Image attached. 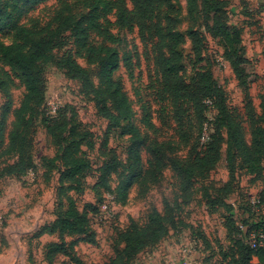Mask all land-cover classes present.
Instances as JSON below:
<instances>
[{
	"label": "rangeland",
	"instance_id": "obj_1",
	"mask_svg": "<svg viewBox=\"0 0 264 264\" xmlns=\"http://www.w3.org/2000/svg\"><path fill=\"white\" fill-rule=\"evenodd\" d=\"M100 1L111 3V11L93 25L94 12L101 9L96 0H0V264H46V245L61 241L74 243L69 253L47 260L51 264H110L122 247L118 234L132 223L144 224L153 209L161 212L163 201L174 198V228L141 252L135 264H178L183 247L191 250V264H242L236 241L245 244L250 231H264V161L259 174L247 172L228 121L236 123L250 147L246 103L249 99L258 115L264 98V0H227L225 8L228 21L241 29L245 55L258 76L246 89L220 41L204 30L201 15L190 17L187 0H149L148 18L133 27L118 20L120 10L135 16L132 0ZM62 22L67 25L58 39L31 67L38 87L45 86L44 107L28 109L18 60L37 37ZM189 29L202 34L201 57L220 88L216 100L201 111L193 100L196 54ZM174 32L182 33L184 41L171 52L169 33ZM82 41L117 56L112 87L101 82L100 57L88 55ZM166 63L173 71L166 73ZM100 99L115 119L101 112ZM57 109L67 123L63 137L72 128L79 133L75 137L83 139L81 149L91 166L78 193L68 192L60 181L64 166L44 123L43 113ZM201 124L211 133L217 128L219 156L211 169L192 175L185 191L171 161L189 158ZM16 126L24 136L21 158L18 142L10 148ZM135 143L139 176H132L130 147ZM156 155L164 163L155 177L150 176V161ZM109 164L115 169L104 174ZM28 166L31 170L24 173ZM66 195L83 211L92 240L57 233L36 236L56 219L60 206L65 208ZM252 197L259 202L251 203ZM257 263L252 256L250 264Z\"/></svg>",
	"mask_w": 264,
	"mask_h": 264
},
{
	"label": "trees",
	"instance_id": "obj_2",
	"mask_svg": "<svg viewBox=\"0 0 264 264\" xmlns=\"http://www.w3.org/2000/svg\"><path fill=\"white\" fill-rule=\"evenodd\" d=\"M98 5H101L99 11L94 12V19L92 24L97 25L99 18L105 16L111 11V3L102 2L96 0ZM99 2V3H98ZM134 4L135 16H128L125 11H118V20H125L126 25L129 27L136 26L137 23L144 22L145 18H148L147 8L150 7L149 0H132ZM188 13L191 18L197 12L201 15L203 21L204 30L210 34L213 38H216L222 44L224 55L228 60V63L232 67V70L245 89L248 84L256 81L258 78L254 71V68L245 55V48L242 42L241 29L238 25L231 24L225 13L227 0H201L200 4L197 0H187ZM67 23L62 22L55 30L42 34L37 37L27 55L18 60V66L22 74L24 75L27 96L26 104L28 109H33L35 106L38 110L44 107L45 104V86L38 87V82L35 80L31 67L35 60H37L42 52L52 43H54ZM191 40L193 50L196 54L195 65V84H194V103L200 107H206V102L216 100V96L220 94V88L212 77L209 68L205 67V61L201 57L200 44L203 36L200 32L194 29H189L187 33ZM184 41L183 34L180 32L169 33V49L171 52H175V48ZM82 47H85L86 53L92 56H99L101 60V82L112 87L110 76L112 71L117 66V56L109 53L108 49L103 47L94 48L87 46L82 41ZM74 71L84 74V71L73 67L68 62ZM166 73L173 71L170 63H166ZM118 93L116 89L114 91ZM247 93V92H246ZM247 96V94H246ZM248 97V96H247ZM178 90L174 91L175 104L180 100ZM101 112L108 119H115V116L108 110L104 101L100 99ZM260 114L256 115L251 101L248 99L246 103L247 118L251 125V146L247 147L240 134L238 126L232 121H228L230 130V138L233 140V144L243 153V158L246 164L247 172L251 174H259L261 171V163L264 161V98L259 103ZM60 109L55 110L54 114H44V123L47 128L48 135L51 142L56 149V158H60L63 163V170L60 173V181L66 184V189L74 191L76 193L83 190V179L88 175L91 170L90 163L86 157V152L81 149L83 139H76V135L79 134L75 129H70V135L67 138L63 137V133L67 129V123L60 120ZM203 125L201 124L199 137L196 145L190 147L189 158L184 160L171 161L172 168L176 171L181 178L182 188L187 191L189 189L190 180L193 174L205 173L211 169L219 156V148L221 139L217 135V128L215 132H209V138L205 142H201V134L203 131ZM185 128V127H184ZM18 126L15 127L12 133V139L10 148L14 149L19 143L18 156L21 158V148L23 149V135H18ZM90 148L92 143H86ZM135 144L130 147V156L133 159L132 176L141 175L140 158ZM159 152V151H158ZM162 158L160 155H156L150 166L152 171L150 176H157L162 169ZM115 169V164H109L103 170L104 174H107L111 170ZM31 170L30 166L24 169V173H28ZM231 170V169H230ZM230 171V175H231ZM153 177V178H155ZM67 204L62 209L60 206L59 214L52 223H46L42 228L40 227L36 231V236H41L48 233H57L60 236L65 235H79L82 239H93L91 228L88 225L87 218L83 211L76 207L74 199L70 195H66ZM178 205L177 199L173 200L165 199L163 201L162 211L153 209L149 214L147 221L144 224L132 223L129 229L122 231L118 234V240L122 243V247L117 250L116 255L111 259L110 264H135L138 255L146 248L156 246L159 242L164 240L170 229L174 228L173 213L174 209ZM63 206V205H62ZM244 241L239 239L236 241V248L242 264H250L252 256H256L258 259L257 264L264 263V248L252 249L249 244L243 243ZM74 241L66 244L65 241L51 242L46 245V264H51L50 258L53 259L57 254H67L70 251V247Z\"/></svg>",
	"mask_w": 264,
	"mask_h": 264
},
{
	"label": "built area",
	"instance_id": "obj_3",
	"mask_svg": "<svg viewBox=\"0 0 264 264\" xmlns=\"http://www.w3.org/2000/svg\"><path fill=\"white\" fill-rule=\"evenodd\" d=\"M209 138V132L207 131V126L203 127V131L201 134V142L207 141ZM251 203L255 204L259 202V199L256 197H252ZM247 243L252 249L257 248H264V231L260 230H253L250 231L248 234ZM191 250L187 247H183L180 250V256L178 264H191Z\"/></svg>",
	"mask_w": 264,
	"mask_h": 264
}]
</instances>
